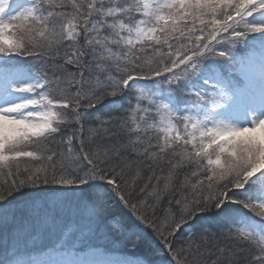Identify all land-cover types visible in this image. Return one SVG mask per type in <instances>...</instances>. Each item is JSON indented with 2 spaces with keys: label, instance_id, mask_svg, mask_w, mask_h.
<instances>
[{
  "label": "snow or ice",
  "instance_id": "6c2138e0",
  "mask_svg": "<svg viewBox=\"0 0 264 264\" xmlns=\"http://www.w3.org/2000/svg\"><path fill=\"white\" fill-rule=\"evenodd\" d=\"M260 10L264 0H0V56L39 62L36 83L13 87L30 96L0 107V202L25 187L98 180L151 229L174 264H264L262 232L232 225L182 234L202 213L229 203L264 220V199L233 196L264 176V115L245 126L216 119L228 96L209 80L210 92L193 94L197 115L180 114L136 86L190 78L209 56L231 63L239 41L264 32V23L248 19ZM130 89L136 98L127 108L89 115ZM20 122L40 130L21 135L10 126ZM240 132L242 142L229 143ZM90 197V214L114 213L104 189L93 187ZM13 220L0 207V227Z\"/></svg>",
  "mask_w": 264,
  "mask_h": 264
},
{
  "label": "trees",
  "instance_id": "16d2710c",
  "mask_svg": "<svg viewBox=\"0 0 264 264\" xmlns=\"http://www.w3.org/2000/svg\"><path fill=\"white\" fill-rule=\"evenodd\" d=\"M158 79L167 82L164 77ZM170 85L178 93L185 90L182 80ZM135 98L136 92L130 89L118 100H105L90 110L89 115L104 114L109 108L118 113L127 108L130 101L134 102ZM93 187L103 188L106 193L111 191L108 196L115 210L113 214L97 217L89 213L90 192ZM255 194L254 188L247 186L235 190L233 196L236 199H254ZM0 207H8L14 216L10 225L0 227V262H4L7 248L13 245L18 249H56L72 243L71 245L80 251L92 246H101L108 251L148 257L149 264H168L169 257L158 237L136 219L135 215L119 202L116 194L101 181L88 185L40 184L25 187L13 192L6 201L0 202ZM116 216L121 217L122 226L118 227L113 221ZM260 222L264 220L250 210L239 204L229 203L223 209L202 213L182 229V234L199 231L202 227L220 233L232 225L264 233ZM69 224H75L76 227L66 233L65 228ZM152 249L155 252L153 255L149 253Z\"/></svg>",
  "mask_w": 264,
  "mask_h": 264
},
{
  "label": "rangeland",
  "instance_id": "374dc122",
  "mask_svg": "<svg viewBox=\"0 0 264 264\" xmlns=\"http://www.w3.org/2000/svg\"><path fill=\"white\" fill-rule=\"evenodd\" d=\"M26 6H30L31 0H22ZM18 7L13 4L10 11ZM251 22L264 23V10L253 13L248 18ZM231 63L224 59L209 56L202 62L200 71L190 78L182 80L185 90L178 93L170 87L169 82L157 79L139 80L136 86L150 93H155V99L168 104L180 114L197 115L201 109H197L194 101V93L210 92V84L205 80L222 87L227 93L228 99L216 109V119L224 120L236 126L250 125L254 116L264 115V107L254 101L253 93H264V87H260L258 80L264 75V32L250 33L239 41L231 50ZM35 65L32 66V64ZM39 62L31 56H0V107L14 102H20L30 93L13 91V87L21 84L36 83L38 77L34 71ZM262 90V91H259ZM96 181L89 182L95 184ZM254 188L255 200L264 199V176H254L246 185ZM99 188V187H95ZM103 189V188H102ZM110 189V188H109ZM108 190V189H107ZM111 191L107 192V195ZM137 219V218H136ZM116 225L122 226L121 219L113 220ZM138 221V220H136ZM264 232V222H260ZM71 244V243H70ZM61 246L57 251L18 249L16 245L7 248L4 262L12 258L13 264H149L148 257L133 256L130 254L106 252L100 249H91L89 253H77L73 246ZM154 254V250L149 251ZM168 264H174L172 259Z\"/></svg>",
  "mask_w": 264,
  "mask_h": 264
},
{
  "label": "clouds",
  "instance_id": "9594fccd",
  "mask_svg": "<svg viewBox=\"0 0 264 264\" xmlns=\"http://www.w3.org/2000/svg\"><path fill=\"white\" fill-rule=\"evenodd\" d=\"M5 118L0 116V127L3 126ZM10 126L21 135H28L29 133H34L40 130V126L26 123H14L10 124ZM244 132L234 133L228 137L229 143H239L242 142L244 138Z\"/></svg>",
  "mask_w": 264,
  "mask_h": 264
},
{
  "label": "bare ground",
  "instance_id": "6f19581e",
  "mask_svg": "<svg viewBox=\"0 0 264 264\" xmlns=\"http://www.w3.org/2000/svg\"><path fill=\"white\" fill-rule=\"evenodd\" d=\"M258 82H260L259 83L260 87H264V75H262V77L258 80ZM252 96L254 101L259 102V104H262L264 107V93L258 94V92H254Z\"/></svg>",
  "mask_w": 264,
  "mask_h": 264
}]
</instances>
